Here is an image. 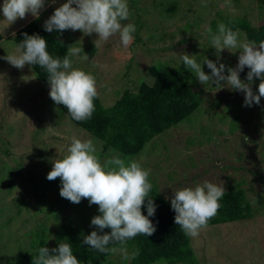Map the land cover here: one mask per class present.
Listing matches in <instances>:
<instances>
[{
	"label": "rangeland",
	"instance_id": "obj_1",
	"mask_svg": "<svg viewBox=\"0 0 264 264\" xmlns=\"http://www.w3.org/2000/svg\"><path fill=\"white\" fill-rule=\"evenodd\" d=\"M66 2L46 0L39 19L28 14L9 24L4 20L0 0V57L18 54L13 40L17 29L32 20L45 24ZM127 2L130 18L124 23L136 26L133 42L127 48L120 43L119 35L96 46V33L51 32L68 48L75 44L89 56L87 61L82 59L83 53L71 57L73 67L96 78L105 106L111 105L124 89H134L141 81L150 82L153 65L179 67L183 73L186 67L180 68V56L185 52L196 55L197 62L206 57L217 61L207 29L220 15L246 19L255 26L264 23V7L259 8L257 0ZM240 39L245 40L244 36ZM232 51L225 49L219 62L235 67L239 52ZM203 68L211 74L207 65ZM248 71L245 67L240 74L242 80H246ZM194 78L193 87L202 91L201 107L194 114L201 117L198 123L187 124L195 122L192 116L191 121L154 137L147 146L148 154L130 159L112 148L103 150L100 140L62 116L49 95L50 85L39 81L27 65L21 70L0 59V264H9L29 250L31 233L42 222L49 228V243L54 232L69 220L81 227L82 237L96 230L90 225L98 205L90 206L88 199L74 204L62 198L60 178L47 179L53 161L68 154L72 137L92 139L101 161L118 155L126 163L136 160L150 168L151 179L169 200L173 190L194 187L205 180L225 190L244 188L253 215L247 220L207 226L192 238V245L199 264H264V97L259 105L244 106V93L228 87L218 89L211 83L202 85ZM259 83L255 78L254 92L258 93ZM186 139L193 141L187 143ZM121 255L118 251L113 259Z\"/></svg>",
	"mask_w": 264,
	"mask_h": 264
},
{
	"label": "clouds",
	"instance_id": "obj_2",
	"mask_svg": "<svg viewBox=\"0 0 264 264\" xmlns=\"http://www.w3.org/2000/svg\"><path fill=\"white\" fill-rule=\"evenodd\" d=\"M54 3L55 0H52ZM46 0H3L4 20L9 24L17 19H25L28 14L39 19ZM206 6V5H205ZM130 18L127 0H67L57 7L45 21L47 32L56 30L61 34L65 30L81 31L85 35L96 33L98 46L101 41L119 35L120 43L127 48L134 39L136 26L124 23ZM210 43L215 49L217 61L205 58L197 62L196 55L183 53L180 56L185 67L202 84L211 83L216 88L228 87L245 94L244 106L259 105L264 97V40H241L239 30H233L224 23L218 25V31L207 29ZM17 47L18 54L0 57L17 69L26 65H39L47 73L50 85V97L56 104H62L77 122L91 119L95 111V99L99 93L96 78L82 69L74 68L71 57L80 56L87 61L89 56L83 48L75 44L68 48L61 59L50 55L47 40L39 34L28 35ZM15 36V33H13ZM227 49L239 52L238 64L228 67L219 62L221 53ZM236 53V52H235ZM219 64V66H217ZM207 65L211 74H206L203 66ZM246 80L240 74L245 70ZM227 68V73H226ZM260 80L258 93L253 91V81ZM223 82V83H222ZM67 155L53 161L52 170L47 179L61 180L60 195L74 204L88 199L89 204L98 205L100 215L91 219V225L98 229L85 236L82 243L89 249L100 253L121 252L123 259L130 257L127 242L138 235L152 236L157 228L150 217L156 212L157 205L150 196L153 184L150 182L151 169L142 167L136 160L126 163L120 156H112L101 161L98 149L92 139L81 140L72 137ZM170 198L171 208L175 212V224L184 234L196 238L208 226L209 221L221 207L220 200L226 194L225 187L208 180L194 187L173 190ZM146 204L147 215L142 212ZM105 229H111L105 232ZM110 245H113L110 247ZM118 245L119 247H117ZM139 255V250L132 257ZM32 264H82L74 254L72 245L62 241L55 248L41 246Z\"/></svg>",
	"mask_w": 264,
	"mask_h": 264
},
{
	"label": "trees",
	"instance_id": "obj_3",
	"mask_svg": "<svg viewBox=\"0 0 264 264\" xmlns=\"http://www.w3.org/2000/svg\"><path fill=\"white\" fill-rule=\"evenodd\" d=\"M257 2L259 8L264 7V0H257ZM40 21H29L17 29L13 36L14 42L19 45L24 39V33L39 34L47 40V50L50 55L62 59L67 54L68 47L51 32L45 31L44 24ZM220 23H224L234 31L239 30L240 36H244L246 40L257 42L264 40V23L255 26L246 19L236 20L229 15H220L218 21H211L212 33L218 31ZM208 40L210 41L209 33ZM27 66L39 81L49 84L47 73L43 68L39 65ZM226 66L230 67V64ZM155 67L153 65L149 68L153 72L150 82L141 81L134 89H124L111 105H103L98 96L94 101L95 111L91 119L87 121L73 120L62 104H57L58 111L75 125L87 131L90 136L100 140L103 150L112 148L124 157L138 159L149 153L147 146L154 137L167 132L183 121H191L189 118L194 116L202 103V91L193 87L195 75L189 72L184 64L180 67L185 68L182 70L183 73L178 70L179 67L161 66L157 67L158 69ZM199 118L195 117V122H187V124L195 125ZM192 141L193 139H186L187 143ZM169 177L172 176L169 174ZM149 179L153 184L150 196L157 205L155 215L150 219L157 230L150 237L138 235L127 242L126 248L130 257L128 260L123 259V255L113 259L115 253L103 254L89 249L82 243L84 237L81 236V227L69 220L54 232L51 243H49V228L46 223H40L31 233L30 249L21 252L19 257L9 264H32L33 257L38 255V249L41 246L51 249L57 247L62 241L72 245L74 254L82 264H199L192 238L186 236L175 224V212L171 208V201L162 194L153 179L151 177ZM220 204L221 207L209 221L208 226L247 220L253 215V209L242 187H228ZM95 210L97 215L101 214L99 206ZM142 212L147 215L146 204L142 206ZM95 231L98 229L96 228ZM104 231L110 232L111 229ZM137 250L139 255L133 258L132 254Z\"/></svg>",
	"mask_w": 264,
	"mask_h": 264
}]
</instances>
